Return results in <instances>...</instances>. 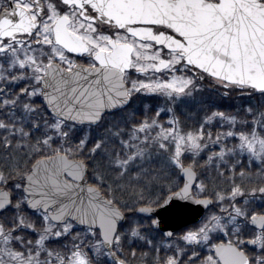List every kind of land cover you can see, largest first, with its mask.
I'll return each mask as SVG.
<instances>
[{"label": "snow or ice", "instance_id": "snow-or-ice-1", "mask_svg": "<svg viewBox=\"0 0 264 264\" xmlns=\"http://www.w3.org/2000/svg\"><path fill=\"white\" fill-rule=\"evenodd\" d=\"M0 264H264V0H0Z\"/></svg>", "mask_w": 264, "mask_h": 264}]
</instances>
